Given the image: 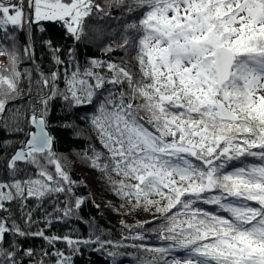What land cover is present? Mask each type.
Segmentation results:
<instances>
[{
  "label": "snow or ice",
  "instance_id": "obj_1",
  "mask_svg": "<svg viewBox=\"0 0 264 264\" xmlns=\"http://www.w3.org/2000/svg\"><path fill=\"white\" fill-rule=\"evenodd\" d=\"M24 3L0 0L4 40H14L7 26L22 27L25 16L29 25L33 19L62 22L77 42L93 15L118 19L95 0H27V13ZM105 5L122 9L125 17L140 16L124 25L123 43L117 45L135 52L138 80L125 67L108 63L110 79L77 68L64 73L65 87L60 89L58 72L37 69L33 82L30 72L18 70L20 56L14 44L9 48L0 43V56L8 60L0 69L9 73L0 71V130L24 132L20 109L8 106L29 98L31 115L26 119L34 126L27 140L3 158L8 178L0 180V211L9 216L0 217V264H16V251L3 246L9 232L39 236L49 243L58 239L44 237L42 230L26 232L14 220L9 227L11 209L5 203L17 202L29 227L35 223L32 212L25 211L29 199L65 194L62 216L56 219L72 216L83 203L81 198L74 204L70 200L74 182L54 152L48 131L54 98H62L69 108L94 109L84 119L107 156L93 146L81 159L133 207H154L160 213L159 227L153 231L159 232L163 246H145L143 232L125 237L140 241L139 251L159 254L138 257L139 264H264V0H105ZM31 47L29 43L24 52ZM56 63L61 61L57 58ZM90 63L95 68L100 62ZM25 78L27 95L20 86ZM106 84L112 87L106 89ZM21 164L34 168V173L17 178ZM63 240L73 251L81 243L120 246L99 237ZM24 254L31 256L32 250ZM55 255L57 264H69L70 257ZM108 255L115 258L119 253Z\"/></svg>",
  "mask_w": 264,
  "mask_h": 264
},
{
  "label": "trees",
  "instance_id": "obj_2",
  "mask_svg": "<svg viewBox=\"0 0 264 264\" xmlns=\"http://www.w3.org/2000/svg\"><path fill=\"white\" fill-rule=\"evenodd\" d=\"M95 3L105 8V11H109L111 17L118 19L93 15L86 20V34L79 42L66 32L62 22L33 21L29 25L27 16H25L22 27L7 26L8 34L12 35L14 40H4L5 32L0 30V43L9 48L14 44L20 56L18 70L21 73L30 72L33 82L38 79L37 69L45 74L58 72V87L60 89L65 87L64 73L67 71L70 75L77 68L81 72L85 69H92L106 79H110L112 73L107 67L108 63L123 66L133 73L135 79H140L135 52L117 47L123 43L120 33L123 31L124 25L138 20L140 16H122V9H107L105 0H95ZM49 41L51 48L47 43ZM29 43L32 47L26 54L24 49ZM109 46L115 50L106 51ZM52 49H59V51L54 54ZM70 50L72 52L71 60L69 59ZM57 58L61 63H56ZM92 60L99 61V65L92 68L90 63ZM7 64V58L0 56V66ZM0 71L3 70L0 69ZM3 74L9 73L3 71ZM20 86L27 95L29 91L27 78L22 81ZM111 87V85H105L106 89ZM31 91L32 96H35L37 88L34 83ZM30 102L31 98L22 99L8 106L10 109H20L24 132L12 134L0 130V180L8 178L4 172L6 161L3 158L10 156L19 147L20 141L27 140L26 133L32 131V127L26 119V115H31L30 112H27ZM93 111L94 109L90 106L69 108L62 98H54L49 103L48 131L54 138L53 149L61 157L60 162L66 166L65 170L69 172L70 178L74 182L70 200L74 204L76 198H81L83 203L72 216L56 219L57 215L62 216L66 200L65 194L51 199L45 198L43 201L29 199L25 211L32 212L31 219L35 222L30 227L25 223L26 217H22L17 202L5 203V208L11 209L12 218L7 221L9 227L13 225L14 220L15 224L26 232L35 233L42 230L44 237L58 238L49 243L48 240L39 236L17 237L9 232L3 246L16 251V264H57L58 258L55 255L57 252L70 257L69 264H139L138 257L151 258L153 255H159L139 251L138 246L141 242L131 238L125 239V237H133L137 232H143L146 237L143 241L145 246H163V242L158 239L159 232L153 231L159 227L156 218L160 213L154 207L151 209L133 207L132 204L112 191L104 175L81 159L85 151L93 146L107 156L106 150L101 147L88 121L84 119ZM6 115H11V113H6ZM140 116L145 121L148 119L144 112H141ZM69 124L74 127H67L66 125ZM234 166H239V164L236 163ZM20 168L21 171L17 177L20 179L35 171L34 168L23 164L20 165ZM50 171H54V169H50ZM113 178L120 179L116 176ZM204 207L214 210L210 205H204ZM57 208L61 209V212L57 213L55 211ZM8 216L9 212L0 211V217ZM138 225H143V227H137ZM64 236L80 241H95L99 237L102 241H112L114 246H120L102 248L97 243H81L78 246L79 250L73 251L63 240ZM17 240L18 243H16ZM10 245H14V249ZM133 245H137V247H133ZM29 249L32 250L31 256L24 254ZM112 251L118 252L119 255L115 258L109 256L108 253ZM174 255L183 259L181 253Z\"/></svg>",
  "mask_w": 264,
  "mask_h": 264
},
{
  "label": "built area",
  "instance_id": "obj_3",
  "mask_svg": "<svg viewBox=\"0 0 264 264\" xmlns=\"http://www.w3.org/2000/svg\"><path fill=\"white\" fill-rule=\"evenodd\" d=\"M13 2H16V0H13ZM27 9V0H25V3H24V10Z\"/></svg>",
  "mask_w": 264,
  "mask_h": 264
},
{
  "label": "water",
  "instance_id": "obj_4",
  "mask_svg": "<svg viewBox=\"0 0 264 264\" xmlns=\"http://www.w3.org/2000/svg\"><path fill=\"white\" fill-rule=\"evenodd\" d=\"M32 127V131H34V126H31Z\"/></svg>",
  "mask_w": 264,
  "mask_h": 264
},
{
  "label": "rangeland",
  "instance_id": "obj_5",
  "mask_svg": "<svg viewBox=\"0 0 264 264\" xmlns=\"http://www.w3.org/2000/svg\"><path fill=\"white\" fill-rule=\"evenodd\" d=\"M28 11V10H27ZM33 21H34V19H33Z\"/></svg>",
  "mask_w": 264,
  "mask_h": 264
}]
</instances>
